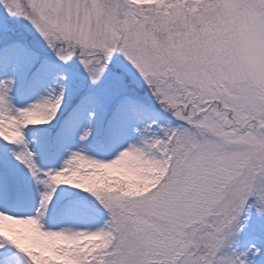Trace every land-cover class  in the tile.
Instances as JSON below:
<instances>
[{"label": "snow or ice", "instance_id": "snow-or-ice-1", "mask_svg": "<svg viewBox=\"0 0 264 264\" xmlns=\"http://www.w3.org/2000/svg\"><path fill=\"white\" fill-rule=\"evenodd\" d=\"M0 264H264V0H0Z\"/></svg>", "mask_w": 264, "mask_h": 264}]
</instances>
